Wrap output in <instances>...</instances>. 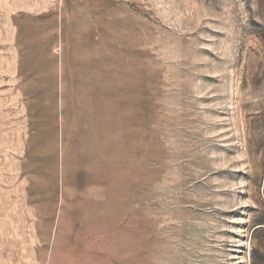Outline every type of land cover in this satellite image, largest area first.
<instances>
[{"label":"rangeland","instance_id":"1","mask_svg":"<svg viewBox=\"0 0 264 264\" xmlns=\"http://www.w3.org/2000/svg\"><path fill=\"white\" fill-rule=\"evenodd\" d=\"M0 264H264V0H0Z\"/></svg>","mask_w":264,"mask_h":264}]
</instances>
